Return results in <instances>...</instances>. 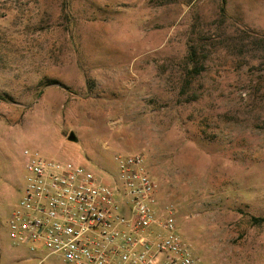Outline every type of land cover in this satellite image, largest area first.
<instances>
[{
    "label": "rangeland",
    "instance_id": "1",
    "mask_svg": "<svg viewBox=\"0 0 264 264\" xmlns=\"http://www.w3.org/2000/svg\"><path fill=\"white\" fill-rule=\"evenodd\" d=\"M24 150L140 153L195 264H264V0H0V264H71L8 236Z\"/></svg>",
    "mask_w": 264,
    "mask_h": 264
},
{
    "label": "built area",
    "instance_id": "2",
    "mask_svg": "<svg viewBox=\"0 0 264 264\" xmlns=\"http://www.w3.org/2000/svg\"><path fill=\"white\" fill-rule=\"evenodd\" d=\"M21 196L8 236L71 264H195L173 205L157 215V183L140 153H116L118 181L104 184L81 164L28 150ZM42 261V259L40 260Z\"/></svg>",
    "mask_w": 264,
    "mask_h": 264
},
{
    "label": "water",
    "instance_id": "3",
    "mask_svg": "<svg viewBox=\"0 0 264 264\" xmlns=\"http://www.w3.org/2000/svg\"><path fill=\"white\" fill-rule=\"evenodd\" d=\"M68 139H69V140H72V141L75 139V137H74L73 133H70V134H69V137H68Z\"/></svg>",
    "mask_w": 264,
    "mask_h": 264
},
{
    "label": "trees",
    "instance_id": "4",
    "mask_svg": "<svg viewBox=\"0 0 264 264\" xmlns=\"http://www.w3.org/2000/svg\"><path fill=\"white\" fill-rule=\"evenodd\" d=\"M264 220V219H263Z\"/></svg>",
    "mask_w": 264,
    "mask_h": 264
}]
</instances>
